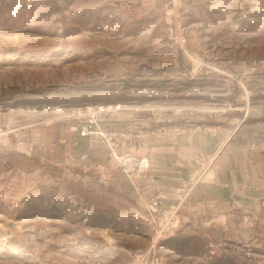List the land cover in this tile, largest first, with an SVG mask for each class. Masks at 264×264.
Returning a JSON list of instances; mask_svg holds the SVG:
<instances>
[{
  "label": "rangeland",
  "instance_id": "1",
  "mask_svg": "<svg viewBox=\"0 0 264 264\" xmlns=\"http://www.w3.org/2000/svg\"><path fill=\"white\" fill-rule=\"evenodd\" d=\"M238 118L264 133V0H0V264H264V217L189 229L145 186L146 131Z\"/></svg>",
  "mask_w": 264,
  "mask_h": 264
},
{
  "label": "crops",
  "instance_id": "2",
  "mask_svg": "<svg viewBox=\"0 0 264 264\" xmlns=\"http://www.w3.org/2000/svg\"><path fill=\"white\" fill-rule=\"evenodd\" d=\"M237 120L142 135L147 191L178 203L189 229L228 233L264 217V133Z\"/></svg>",
  "mask_w": 264,
  "mask_h": 264
},
{
  "label": "built area",
  "instance_id": "3",
  "mask_svg": "<svg viewBox=\"0 0 264 264\" xmlns=\"http://www.w3.org/2000/svg\"><path fill=\"white\" fill-rule=\"evenodd\" d=\"M134 167L140 168L142 171H147L150 168V163L146 158H133ZM148 210L151 214H157L159 217L166 220L165 225L162 227V232L173 233L177 229V209L172 207H163L159 200L155 199L147 204Z\"/></svg>",
  "mask_w": 264,
  "mask_h": 264
}]
</instances>
